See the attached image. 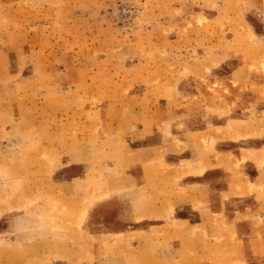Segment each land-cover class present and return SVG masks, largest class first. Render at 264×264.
Wrapping results in <instances>:
<instances>
[{"label":"rangeland","instance_id":"374dc122","mask_svg":"<svg viewBox=\"0 0 264 264\" xmlns=\"http://www.w3.org/2000/svg\"><path fill=\"white\" fill-rule=\"evenodd\" d=\"M213 1L185 12V0H0V264H264V112L249 106V76L245 94L221 81L199 105L185 73L201 57L185 53L182 26L201 11L195 37L210 41L216 26L221 48L264 66V0ZM117 37L135 44L113 59ZM165 117L203 122L183 139ZM124 192L192 220L133 246L104 228Z\"/></svg>","mask_w":264,"mask_h":264},{"label":"crops","instance_id":"0c3cea01","mask_svg":"<svg viewBox=\"0 0 264 264\" xmlns=\"http://www.w3.org/2000/svg\"><path fill=\"white\" fill-rule=\"evenodd\" d=\"M204 1H210V0H204ZM218 1L220 2L221 0H214L213 2L219 3ZM223 1H226V0H223ZM188 3H191L190 0H185V12H186V8L187 10L189 9ZM216 7L211 6L209 4L207 6H203V9H202V10L207 9L208 11L207 13L205 11L204 12L202 11V12L204 14H208L207 16H209V19L212 20L214 24H216L215 18L218 13V9ZM200 12L201 11H198V13L196 14L194 18V21L187 20V15L185 13V24H182V26L185 27L184 28L185 29V53L191 52V54H195V48H196L197 54H199L201 57L199 58L200 62H198L197 68H194L193 70L191 69L190 72L187 74L185 73V75H187L191 80L189 87H187L188 93L192 95L193 94L197 95L198 103L199 105L203 107L206 104L207 98L215 100L217 97L215 93L208 92L207 89H213V91L216 90L217 86L215 85L219 84L222 81L226 84V87H228L230 90L228 94L229 97H233L238 94H245L246 90L244 89V87L242 86L238 87V85L242 83V80L245 77L249 76V78H247L249 79V82H247L248 86L246 87V89L251 87L252 91L250 92H253L251 93L249 97V106L252 107L256 105L255 107L258 109V112H264V75H263L262 81H255V77H253L251 71H249L250 70L249 66H251L250 63L253 61L256 62V65H255L256 69L259 71H262L263 74H264V66L261 65V62H259V60L254 59L255 56L254 58L253 57L251 58L250 56H246V57L251 58L250 62H246L244 60V57L241 56L242 54L239 55L237 52V49H235L232 45L227 44V47L225 46L221 48V46H219V43H221V38L217 36L218 34H216V31H217L216 29H219V28H217L216 26H214V29H213L215 30L214 37L210 41L209 40L205 41L201 36L195 37V35H200L205 32L204 28L206 24H200L199 22H197V17L199 16ZM104 26L105 25H103V28H109L110 24H108L105 27ZM160 26L162 27L161 24ZM179 27L180 26H177V28ZM112 28L113 27H111L110 29ZM258 38L260 41H264V36H260ZM176 39L177 38H172L170 40L172 41L175 40V43H177ZM126 40L125 38H119V37H117V39H113V42L116 41V44L108 46L106 48V52L110 53L111 56H113L112 57L113 59H115L116 57L120 58V56L124 55V52L120 50L121 41H123L122 46L126 45L127 43L135 44V42H131V40H127V41ZM158 40L159 39L157 38L154 45H157ZM198 40H203V44L198 45L197 44ZM150 41L152 42V39ZM207 47H210V48L214 47V48L211 51L209 49L206 50ZM203 48L205 49L203 50L204 53H202L201 51V49ZM198 50H199V53H198ZM207 51H210V53ZM155 53H157V50H155ZM206 53L208 54L205 55ZM258 56L260 57V60H262L264 54H259ZM98 58H101L102 61H106V59H109V57H106L105 55L98 57ZM231 61L233 62L232 68L229 71H226L227 73H222L220 69L223 67V65L228 64V62H231ZM240 75H241L240 77L241 80L240 82H237V84L235 85L234 80L237 78L240 79L239 78ZM204 76L205 77L208 76V81H206V83L201 82L200 80L197 79L200 77L203 78ZM115 82L117 85L120 84L119 86H117V89L119 91L121 92L125 91L124 86H122L119 80ZM197 85H200L199 89L205 93V96H203L201 92L200 93L196 92ZM254 87H256V89ZM132 88H134V86H130L129 88L130 94H134V91H132L133 90ZM142 93L143 92L139 91L137 95H140ZM211 93L213 95H211ZM206 95H209V96L206 97ZM223 97H226V96H219V98H223ZM245 97L247 98L248 96H245ZM188 106L189 105H185V109ZM134 109L136 110V106H134ZM164 111L167 114L170 113L167 109ZM154 112H157V108L154 110ZM164 119L166 120V122L170 121L169 123L171 125L172 131L174 130L175 135L182 136L183 139L185 137L184 133H185L186 127L192 128V126H197L200 122H203V120L201 119H198L199 122L197 123L192 120L187 122L183 118L176 120L174 118L165 117ZM215 119L217 118H214V120ZM182 122H183V126H181L182 129L180 132L179 125H182L181 124ZM213 122H217V121L215 120ZM185 125L187 126L185 127ZM173 127H176V128L173 129ZM176 152H185V150H180ZM193 177H199V176L195 175ZM73 181L74 183H76L75 179ZM152 188L155 189L156 187L154 186ZM143 194L144 195L141 197L142 200H147L149 201V203L142 204L141 206L137 204L135 200L136 198L132 199L133 198L132 196L127 197L126 192H124L123 196L119 194L116 218H115V215L113 218L109 215L107 216V218H103L104 228L107 229L106 225H108L109 226L108 228L111 231L109 234L117 233V235L124 236L125 237L124 239H130L129 241L132 242L133 246H135L138 243L135 240H138L139 238L143 239L147 237L148 238L155 237L157 239V237L160 235L162 236V234L166 236L167 238L173 236V233H174V225L172 223L173 220H176V222L179 223L181 225L180 227H183L184 230H185V225H189V222L192 220V218L190 217V214L177 215L175 214V212L169 211L171 210V208L168 207V203H169L168 200L166 201V207L164 208V201L159 199L161 198V196L157 197L156 199L149 200L150 199L149 196L151 194L150 193H146L147 195L145 193ZM150 197L153 198V195H151ZM171 203H174V200ZM180 203L181 204H177L176 206H185V193ZM186 203L189 204V201H186ZM96 212H99V211L97 210ZM92 237H93V234H92ZM102 237H105V238L111 237V235H107L106 233H103ZM159 239H161V237ZM168 242L169 240H167L166 243ZM140 243L141 245H143L145 242L140 241ZM169 245H172V244H169ZM256 263L259 264L258 261Z\"/></svg>","mask_w":264,"mask_h":264},{"label":"trees","instance_id":"16d2710c","mask_svg":"<svg viewBox=\"0 0 264 264\" xmlns=\"http://www.w3.org/2000/svg\"><path fill=\"white\" fill-rule=\"evenodd\" d=\"M223 66H225V65H223ZM227 71H229V70H227Z\"/></svg>","mask_w":264,"mask_h":264}]
</instances>
